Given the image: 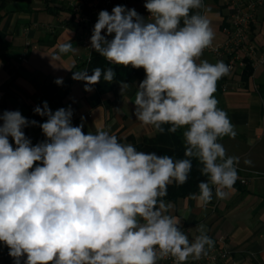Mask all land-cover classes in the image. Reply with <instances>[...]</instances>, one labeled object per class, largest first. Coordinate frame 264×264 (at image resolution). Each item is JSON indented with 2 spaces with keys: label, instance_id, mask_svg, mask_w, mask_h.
<instances>
[{
  "label": "clouds",
  "instance_id": "obj_1",
  "mask_svg": "<svg viewBox=\"0 0 264 264\" xmlns=\"http://www.w3.org/2000/svg\"><path fill=\"white\" fill-rule=\"evenodd\" d=\"M144 7L147 19L123 5L101 10L90 45L111 64L144 69L134 99L136 120L159 134L165 125L168 133L184 129L186 158L138 151L107 130L85 134L83 124L72 125L70 106L53 112L47 101L33 110L47 117L39 125L46 139L33 145L23 129L37 121L4 111L0 243L14 264H158L169 257L186 264L215 246L203 223L190 239L164 197L168 186L188 181L193 160L208 178L189 197L200 207L213 200V188L220 200L235 193L240 157L227 155L219 141L237 132L214 95L231 67L201 59L216 37L203 0H146ZM74 51L71 43L60 44L51 58L60 61ZM101 76L112 82L115 73L97 67L92 75L85 69L72 78L92 91ZM54 82L62 85L63 79ZM127 87L122 83V91Z\"/></svg>",
  "mask_w": 264,
  "mask_h": 264
},
{
  "label": "crops",
  "instance_id": "obj_2",
  "mask_svg": "<svg viewBox=\"0 0 264 264\" xmlns=\"http://www.w3.org/2000/svg\"><path fill=\"white\" fill-rule=\"evenodd\" d=\"M69 2L9 0L1 23L9 43L0 44V114L18 110L26 117L39 100L47 101L53 112L70 106L72 125L83 124L85 134L107 130L117 136L118 142L136 147L155 135L150 126H143L134 115L140 82L113 80L111 89L101 94L95 84L92 91H85L86 82L72 78L75 72L85 70L87 54L79 41L82 25L69 10ZM117 5L134 8L142 15L139 0H117ZM207 7L211 9L209 19L216 33L214 45H220L226 40L222 26L227 10L222 0H208ZM251 32L260 48V57L264 52V6ZM64 43H71L75 51L53 61L51 56ZM8 52L12 56L5 62L3 54ZM201 59L228 64L226 57L207 50ZM252 62L254 72L247 82H243L242 67L237 64L218 81L214 94L218 107L228 114L237 132L234 139L224 137L219 142L227 155L240 157L238 173L248 183H235V193L224 200L215 197L213 188V200L206 207H200L190 195L176 201L165 200L172 204L169 214L180 220L181 230L190 239L199 234L196 227L205 224L207 234L215 241L214 247L226 251L229 264H264V62ZM57 78L63 79L62 85L54 82ZM122 83L128 85L123 91ZM36 135L37 131L31 133V138ZM245 159H250L252 165H246ZM8 253L9 249L0 243V264H11L13 258Z\"/></svg>",
  "mask_w": 264,
  "mask_h": 264
},
{
  "label": "built area",
  "instance_id": "obj_3",
  "mask_svg": "<svg viewBox=\"0 0 264 264\" xmlns=\"http://www.w3.org/2000/svg\"><path fill=\"white\" fill-rule=\"evenodd\" d=\"M208 0H203L207 6ZM117 0H70L69 7L75 13L78 23L82 25L83 32L79 41L86 51V61L91 60L92 56L97 53L91 48L90 38L93 33L94 25L98 20V14L101 10H107L111 13L116 6ZM146 0H139L141 13L146 19L150 16L144 7ZM227 10V16L223 22L222 31L226 36L224 43L213 45L212 48L206 49L216 55L225 56L228 65L234 69L238 64L240 67L246 64L245 59L257 63L264 62V52L258 57L259 46L252 38V26L258 23L259 11L264 6V0H222ZM203 12V10H202ZM259 58V59H258ZM238 170H240L238 166ZM242 184H247L246 177L238 173ZM226 259V251L218 247H213L208 251L207 256L195 260L191 257L186 262L188 264H229ZM163 264H174L173 258H165L159 261ZM11 264H14L12 259Z\"/></svg>",
  "mask_w": 264,
  "mask_h": 264
},
{
  "label": "trees",
  "instance_id": "obj_4",
  "mask_svg": "<svg viewBox=\"0 0 264 264\" xmlns=\"http://www.w3.org/2000/svg\"><path fill=\"white\" fill-rule=\"evenodd\" d=\"M9 0H0V44L8 45V37L7 34L1 29V23L3 22L4 18L7 14V6H8ZM69 10L71 11L74 18H76L75 13L72 11L71 7H69ZM11 54L4 53L3 54V60L7 62L11 58ZM246 64L242 66V73L241 78L243 82H247L249 77L254 72L253 62L249 58L245 59ZM83 66L87 70L88 75H92L95 68L99 67L101 68L102 72L109 67H111L115 73L114 80H120L125 82H141L143 79H145V71L143 68L136 69L131 66L124 67L122 65H116L111 64L109 61H107L102 55H100L98 52L95 53L91 60L84 61ZM97 90L99 93L103 94L105 92H108L111 89V82H107L103 79V76H101L100 81L95 84ZM43 102L45 100H39L35 106H31L29 113L27 114L26 118L29 121H37V124L34 126H28L23 129L25 132L26 137H28L32 144L35 145L37 143L45 141L46 137L44 136L42 129L39 127L40 124L46 122L47 117L46 116H40L36 113H34V108L37 106H43ZM167 127L169 125H165V133L159 134L155 133V135L147 137L143 143L136 145V148L140 149L144 152H155L157 155H168L172 157L174 160L177 159H184L186 158L184 156V138H183V130L179 129L176 133H168ZM35 129L37 131V135L35 137L31 136V131ZM85 133V132H84ZM10 143L14 145V141L9 137ZM193 167L189 174L188 181L181 185L177 186L175 183L168 186L167 190V196L164 197V200H170V201H176L180 198L187 197L190 194L198 193V184L201 181L207 182L208 178L206 176L201 175L200 173V167L198 161L193 160ZM236 183L242 184L240 181H236Z\"/></svg>",
  "mask_w": 264,
  "mask_h": 264
},
{
  "label": "rangeland",
  "instance_id": "obj_5",
  "mask_svg": "<svg viewBox=\"0 0 264 264\" xmlns=\"http://www.w3.org/2000/svg\"><path fill=\"white\" fill-rule=\"evenodd\" d=\"M223 57H225V56H223ZM34 132H36L35 130L33 131V132H31V133H34ZM31 137V136H30ZM12 261V260H11Z\"/></svg>",
  "mask_w": 264,
  "mask_h": 264
}]
</instances>
